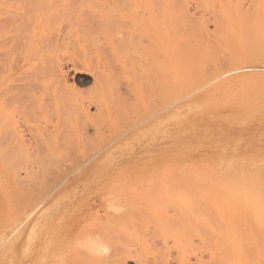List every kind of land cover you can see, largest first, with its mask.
<instances>
[{
	"label": "rangeland",
	"instance_id": "obj_1",
	"mask_svg": "<svg viewBox=\"0 0 264 264\" xmlns=\"http://www.w3.org/2000/svg\"><path fill=\"white\" fill-rule=\"evenodd\" d=\"M7 1H19L17 8L27 2ZM163 1L50 0L51 7L61 4L62 11L47 24L38 21L41 27L34 28L37 21L24 19L17 31L0 28V38L4 35L0 39V264H45V260L46 264H55L53 251L61 255L68 252L61 234L73 225L75 229L106 227L113 230L109 233L122 234L118 235L121 243L130 244L133 251L145 250L147 256L143 259H149L150 264L159 261V251L167 249L168 264H178L175 236L164 237L156 223L161 222L171 232L185 225L181 216L168 211L165 204L178 194L181 181L194 173L205 177L213 170L217 173L243 161L264 164V82L239 83L246 77H264L263 56L242 55L238 64L228 68L230 71L225 68L227 64L220 63H226L223 57L217 70L209 67L204 77L183 79L175 94L165 99L164 75L176 74L165 72L169 55L165 58L164 43L169 39L164 38L166 27L161 25L163 21L167 26L165 14L161 16L164 9L167 11V1ZM194 1H187L188 12L197 18L209 17L205 23L208 34H221L215 27L224 17L230 28V21L234 24L233 47L243 52L250 48L242 24L245 16L260 20L264 0H208L210 6ZM175 6L168 10L172 12ZM213 9L214 13L219 11L216 16L221 14L217 21ZM176 13L177 10L174 16ZM158 15L162 21H156L160 19ZM174 19L179 24L180 17ZM40 30L48 38L53 33L51 38L57 42L52 47L64 74V86L50 83L47 71L37 76L35 73V78L20 72L26 56L24 49H19L21 45L17 43L24 41L18 36L23 31L26 35L21 38L28 40L35 31L42 36ZM52 40L49 43L54 44ZM47 41L42 49L51 45ZM10 43L19 51L14 52ZM4 48L12 52L6 53ZM45 51L52 54L49 49ZM223 52L228 56L227 48ZM173 54L179 56V51ZM171 79L180 80L177 76ZM99 96L109 105V114H99ZM224 97H230L227 100L231 102ZM76 102L86 112L84 116L71 112ZM97 119L100 122L96 124ZM41 162L48 165V173L60 169H56L57 175L51 173L54 178L50 181L46 174L43 176L47 177L44 182L50 183L43 182L47 191L40 187L44 185L37 189L38 185L31 183L28 187L30 181L15 183L8 176V163L31 166ZM19 172L25 176L24 168ZM37 177V183L44 179ZM14 203L19 212L17 206L13 209ZM221 207L224 215L229 213L227 206ZM235 211L244 221L249 219L239 206ZM204 218L206 224H214L218 215H214L213 222L208 221L211 215ZM115 223L121 226L119 230H115ZM42 237L50 244L41 251ZM192 240L195 246L199 242L197 237ZM197 252L187 253L189 262L195 263L202 256L207 260L208 251ZM135 259L128 258L123 263L136 264Z\"/></svg>",
	"mask_w": 264,
	"mask_h": 264
},
{
	"label": "bare ground",
	"instance_id": "obj_2",
	"mask_svg": "<svg viewBox=\"0 0 264 264\" xmlns=\"http://www.w3.org/2000/svg\"><path fill=\"white\" fill-rule=\"evenodd\" d=\"M49 1L50 0H47V1L27 0V2L23 4V7L19 5L17 8L15 7V5L19 1L9 2L7 0H0V28H2L3 30L5 28H10V31H14V30L17 31L20 25V22L24 19L29 20L30 22L37 21L33 23L35 25L34 28L41 27L39 26L38 21H40V24L44 21L47 24L48 22L47 20H50L52 18H53L52 20H54L56 13H58L61 10L60 8L61 4H60V7L55 6L56 8H53L51 7L52 4H50L53 2L49 3ZM161 1L162 3L164 2L163 0H160V2ZM166 1H167V5L166 4L165 5L167 7V11L165 12V9H164L165 7L161 5L163 7L161 8V10L164 9V12H165V13L161 12V16L165 14V16L163 17L164 18L166 17L167 26L163 23L160 15H158V17L160 16L159 17L160 19L156 18L157 22H159L160 20L162 21L161 22L162 28L166 27V29L163 28V32H167L165 33L164 38L169 39L168 41L165 40V43H164L165 58L167 55H169L166 58V63L168 67L165 65V72L174 71V73L176 74L178 78H180V80L178 79L179 81H174L171 78L176 77L175 75H170V74L165 73L164 75L165 99L175 94V92L178 89V85L182 84L181 81L183 79L188 80L190 78L197 79L199 78V76L204 77L205 72L209 67L213 68L214 70H217L219 67H221L219 62L223 59V57H226L227 61H225L226 63H223L222 61L224 60H222L220 63H222V65L227 64V66L224 65L226 69L235 66V63L238 64L242 58V55L246 56L249 54H255L258 56L262 55L264 58V4H263V8L261 9V12H259V14L262 17L260 18V20L258 19L259 20L258 23H257L258 20L256 21L255 16H254L256 11H254L255 13L252 14L254 18L251 16L254 19V21L251 18H250L251 20L246 19V16H245V20H248V21H245L243 19L244 22L243 24L241 23L244 26L243 28L240 26V28L243 29L242 31H245V38L247 42H249V47H250L245 52H243L242 49L239 47L235 49L232 44L233 37L231 34V28L234 24L232 25V22L230 21V26H231L230 28L228 24L226 23L224 17H221V14L220 16L219 14H217V16L221 17L222 20L219 23H217V25L215 23L216 25L215 30L217 31L219 30L221 34L211 35V34H208L209 33L208 28L205 25L206 20H209V17L204 16L208 18L206 19L204 17L197 18L191 15L187 9L188 0H177L178 2L176 0H166ZM171 1H176L177 3L176 2L175 3L177 5L174 4V2L172 3ZM199 2H202L203 4L208 3L207 5L210 4L208 0H201ZM210 2L212 1L210 0ZM178 3H179V7H178ZM171 4H173L174 6L176 5L175 6L176 8L172 12L169 11L170 6H173ZM194 4L197 5L198 3L196 4L195 2ZM7 5L12 6L7 10L10 13H8L6 10L3 9V7H6ZM201 6L198 5V7H201ZM209 6L207 7L210 8ZM226 6L227 5H225V7ZM254 6L255 8L257 7V5L255 4ZM62 8L64 7L62 6ZM35 9L36 11L38 10L37 14L35 13L36 11L34 12ZM210 9H212V6ZM224 9H227V8H224ZM259 9H260V5H259V8H257V10ZM176 10H177V13H176V16H174ZM229 10H226L228 11L227 14H229L230 12ZM241 10L243 12V9ZM2 11H5V12H2ZM214 12L215 10L213 9V13ZM2 13H7V14L3 16ZM107 13H104V14H107ZM216 13H219V11L217 12L216 10ZM216 13H214V17L216 16ZM116 15H119V14H116ZM242 15H244V12ZM107 16H110V15H107ZM217 16L216 18L214 17L213 18L216 20L218 19ZM230 16H228V18ZM112 17H114V15ZM112 17L110 19H112ZM178 17H180V20H178V23L180 25L175 23L174 18L178 19ZM113 20H116V19H113ZM6 21H10L11 24L8 26V23ZM36 24L38 26H36ZM44 28H46V26ZM235 30L237 29H234V31ZM14 33L16 34V32H13V34ZM23 34L26 35V33L22 31V35ZM52 34L51 36H49L48 34L49 38L46 36V34H43L47 38L45 40L43 35L41 36L35 31L34 35L32 36H31V33L27 34L29 35L27 37L31 36L30 37L31 39L30 38L28 39L29 42L28 40H26L27 38L23 40L24 35L18 36L21 41H24V43L27 41L28 44L25 43L27 45H25L24 43L21 44L20 40L17 38H16L17 42H20V44L19 43L17 44L21 45L19 46L21 48H19L18 46H15L16 45V42L14 40L15 38L12 39L14 40L15 45L14 43L13 44L10 43V44L14 45L15 48H12L14 52L15 50L19 51V49L21 50L24 49L23 52H25L24 55L26 56L27 64L25 62V67L21 69L20 72L22 74L29 75V77L32 75L33 78H35L37 75L42 74L43 71L45 72L47 71L48 74L52 78L50 79V83H54V85H57V86L58 84L61 86H64L65 85L64 79H63L64 74L62 73L61 67L59 66L60 64L57 59L58 57L57 55L54 56L55 52L53 51L54 50L53 47L57 45V42L55 44V41L52 40V38H54ZM3 37L4 35L1 38ZM16 37H17V34H16ZM51 40H52V43L54 42V44L49 43ZM45 41H47V45L51 44L50 46H47V49H49L52 52V54H49L48 51H47L48 54H46V51H45L47 50L46 47L45 49H42L44 48V45H45L43 43H46ZM17 47L19 49H17ZM50 47H52L51 48L52 50L50 49ZM224 48H227L226 54L228 56H223ZM118 49L122 50L120 48ZM5 50H8V49L6 48ZM9 50L6 51V53L10 54L12 52L11 49ZM176 50L179 51V56L173 54V52ZM111 54H113V52ZM116 54H118V52H116ZM6 56L8 58L7 54ZM29 56L30 57L33 56L34 58L30 59ZM114 56L118 57L117 55H114ZM228 71L230 70L228 69ZM35 73H36V76H35ZM33 78H30L29 80H33ZM231 79L232 78H230L228 81H230ZM262 79L263 81H261ZM255 81L264 82V77L262 76L253 77V78L246 77L245 79L239 80V83H248V82H255ZM37 82L38 84H40V79H37ZM0 84H2V82ZM228 98L230 97H224L223 99H225L226 101L230 103L231 100H227ZM101 100L102 98L99 96V101H98L99 114L100 113L102 114V112L109 114V105H107ZM220 101H222V99ZM74 105H75L74 110L73 109L71 110L72 113L74 112L73 115H79V116L83 115L84 116L86 114L84 110L82 111V108L78 102H76ZM60 112L59 113L62 114V111ZM71 112H69L68 114H70ZM101 118L99 119L101 120ZM99 119H97L98 121L95 122L96 124L100 122ZM54 131L55 132L57 131V127L54 128ZM8 164H10L9 166L6 165L7 169L9 168L8 176H12V179L15 183L17 182L16 180L25 181L26 183L27 181L28 182L30 181L28 187L32 183V184H36V186L38 185L37 186L38 188L36 187L37 189H39L40 185H44V184L48 185L49 182H47V180H46V183L44 182L45 178H47L46 176L43 177L45 174L48 176V179H49L48 181H50V179L54 178L53 175L51 176V173L52 174L58 173L56 169H59L58 167L55 169L56 172H51V173L49 172L50 173L49 174L48 165L47 164L45 165V163L43 162H41L40 165H31V166L30 165L22 166L21 164H17V163H8ZM22 168H24L26 171L25 176L23 177H21L22 175L19 172L20 169ZM213 171H211V173L205 177H202L198 175L197 173H194V175L186 176L184 180L181 181V187L178 189V194L172 195L171 196L172 199H170L168 202L165 201L167 210L176 212L178 216H181L180 219L181 221L185 223V225H180L179 230L176 232L169 231L166 228V226L162 224L161 222L156 223V228L159 230L160 234L164 235V237L168 238L169 236H175L174 244L178 248V252H179V256L177 260L178 264H264V164L258 161H247V162L243 161L237 164L236 166L232 165L224 170L222 169L218 171L217 173H214ZM39 175L41 177L40 179H42V177L44 179H42V181H39V183H37L38 180H36V177ZM183 175H187V173L184 172ZM35 180H36V183H33L35 182ZM45 185L40 186V187H43L45 189L46 187ZM183 187H187V189H183ZM47 188L48 187H46V189ZM46 189L43 191H47ZM40 190L42 189L40 188ZM30 191H31L30 193H32V189ZM35 191L36 190L34 189L33 192ZM11 192L14 193L15 190L13 191L11 190ZM17 192H18V189H17ZM26 193H28L27 190H26ZM22 196H25V194ZM128 196L129 198L133 196L137 198V195H133V196L128 195ZM24 199L25 201L26 199L28 201H31L29 200V198H24ZM16 200H18V197ZM218 204H220V206ZM18 205H19V202H18ZM20 205L22 206V204ZM222 205H225L229 208L228 214L224 215L222 213V209H223L221 207ZM14 206H17V204L14 203L13 209H14ZM237 206H239L241 209H243L244 212H246L249 215V219L247 221H244L243 219L235 215L237 214V212L235 211V209H237ZM17 211H18V206H17ZM206 215H211V218L208 219L209 222L214 221V215H218V219L214 221V224H206L204 222L206 220L204 216ZM118 220H121V219H118ZM158 220L162 221L161 219H158ZM101 225L103 226V224ZM120 227L121 226L118 223H115L114 225L115 230H119ZM132 230H134V228L131 229V232ZM111 231L113 230L108 229L106 227L104 228L94 227L93 229H88L83 226L82 228L78 227L77 229H75L73 225V227H70L69 229H67L66 232H63L61 234L63 242H66L64 243V245L66 246L68 252L66 254L61 255L53 251L54 261L56 263L58 262V264H60V262L61 264H124L128 258L129 260H131L132 258H136L135 259L137 260L136 264L137 262L138 264H150L151 263V262L150 263L148 262L149 259L147 260V262H146L147 258L143 259V257H145L146 255L145 250L133 251V249H131L130 247L131 246L130 244L127 245L126 243H121L122 241H120L121 239L119 238L118 235L122 236V234L116 235V233L118 232L109 233ZM25 232H27V230H25ZM193 237L198 238L199 242L198 244L196 243L197 244L196 246L193 244L194 242L192 243ZM45 238L46 237L41 238L42 239L41 248H40L41 251L43 249L46 250L47 248H49L50 242H48L47 238L46 239ZM76 240L78 241L75 242ZM9 251L11 252V249ZM197 251H201V252L208 251L209 254H208L207 260L206 259L204 260V256L201 255L202 257L200 256L201 258L197 259L195 263L189 262L190 257L187 258V255H188L187 253L189 252L190 253L189 255H191V253H196ZM158 254H159V261L155 260L153 264H168L169 263L167 249L164 251L163 250L159 251ZM130 257L132 258L130 259ZM41 262L42 264H44L43 261ZM44 262L46 264V260Z\"/></svg>",
	"mask_w": 264,
	"mask_h": 264
}]
</instances>
